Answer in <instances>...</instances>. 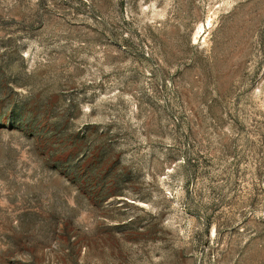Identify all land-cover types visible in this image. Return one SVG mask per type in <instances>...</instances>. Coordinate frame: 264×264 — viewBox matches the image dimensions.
<instances>
[{
  "label": "rangeland",
  "instance_id": "rangeland-1",
  "mask_svg": "<svg viewBox=\"0 0 264 264\" xmlns=\"http://www.w3.org/2000/svg\"><path fill=\"white\" fill-rule=\"evenodd\" d=\"M0 264H264V0H0Z\"/></svg>",
  "mask_w": 264,
  "mask_h": 264
}]
</instances>
